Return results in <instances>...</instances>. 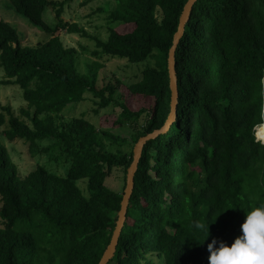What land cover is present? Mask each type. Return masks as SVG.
I'll return each mask as SVG.
<instances>
[{"label": "trees", "instance_id": "trees-1", "mask_svg": "<svg viewBox=\"0 0 264 264\" xmlns=\"http://www.w3.org/2000/svg\"><path fill=\"white\" fill-rule=\"evenodd\" d=\"M7 1L50 38L24 45L17 29L0 20V84H17L26 101L19 114L10 105L0 108V128L7 123L0 131V264H98L116 226L133 148L170 113L168 54L187 0H114L108 37L95 38L89 54L96 59L85 70L78 50L56 35H87L62 18L74 0ZM49 7L54 25L43 18ZM104 56L154 59L126 87L141 107L126 101L120 80L99 86ZM175 58L176 119L143 147L108 264H209L208 244L230 245L246 213L264 205V143L255 135L264 120V0H197ZM87 93L95 114L120 109L110 124L60 118ZM125 127L129 138L114 132ZM2 137L24 140L33 156L69 163L66 174L38 165L21 176ZM116 167L124 171L122 191L106 184ZM81 179L88 195L77 184ZM198 223L209 225V235Z\"/></svg>", "mask_w": 264, "mask_h": 264}, {"label": "rangeland", "instance_id": "rangeland-1", "mask_svg": "<svg viewBox=\"0 0 264 264\" xmlns=\"http://www.w3.org/2000/svg\"><path fill=\"white\" fill-rule=\"evenodd\" d=\"M83 1L84 0H74L66 5L62 18L69 23H76L78 27H82L87 35H83L80 32L68 33L66 30H59L56 35H59L66 47H74L78 50L79 64L83 70H85L88 60L96 59L89 54V51H92L96 47L95 38L104 40L108 37V27L112 24L109 23L107 19V10L114 6V0H91L88 4L82 5ZM43 18L48 24H55L56 20L54 13L50 7L45 9ZM0 20L10 22L17 29L22 44L24 45L34 46L50 38L45 32L33 26L25 18L11 10L7 0H0ZM100 62L103 64V67L99 71V86L109 81L115 82L120 80L123 83V86L120 87V93L126 101H131L134 109L141 107L142 103L131 100V95L126 87L128 84L140 79L142 70L146 66H154V59L149 58L144 62L131 63L124 58L104 56L100 59ZM3 78L4 71L0 67V80ZM93 100L92 94L87 93L83 101L71 103L64 109L60 114V118L67 121L75 117L83 116L91 120L97 126H100L99 118H101L102 122L107 120L108 124H110V122L116 118L120 109L118 107H109L99 109L98 114H95L93 111L95 108ZM2 105H10L15 114H19V109L21 107H26L23 91L17 84H0V108ZM23 119L27 120L25 117H23ZM6 126L7 123L0 128V131ZM114 132L129 138L132 130L129 127L122 129L114 128ZM2 140L7 146L11 157L18 165L21 176H25L38 165H43L48 170L59 175H65L68 170L69 163L49 160L48 154L39 153L33 156L29 151L28 143L22 139L9 141L2 137ZM48 141L49 140L43 141L41 143L42 146H45ZM77 184L83 190V193L88 195L87 180L81 179L77 181ZM106 184L113 190L122 191L124 185L123 169L119 167L114 168L109 174ZM155 260L154 264H164L160 259L158 261Z\"/></svg>", "mask_w": 264, "mask_h": 264}, {"label": "water", "instance_id": "water-1", "mask_svg": "<svg viewBox=\"0 0 264 264\" xmlns=\"http://www.w3.org/2000/svg\"><path fill=\"white\" fill-rule=\"evenodd\" d=\"M196 2L197 0L186 1L181 16L179 18L177 31L175 32L173 37L172 46L168 54V73H169L170 89H171L170 113L168 115L166 122L162 127L155 129L151 133H148L140 137L133 148V160L130 166L127 168L126 185L121 200V207L118 212V218L116 220V226L112 233L111 240L107 248L105 249L98 264H108V262L113 258L115 254L119 242V237L126 221L127 208L134 188V176L138 168V164L142 155L144 145L146 144L147 141L156 138L158 135L162 133L167 132L170 126L172 125V123L176 119L179 90H178V77H177V69H176L175 52L181 38L184 35L186 24L190 20L193 6ZM263 112H264V104H263ZM257 140L259 139L257 138ZM261 141L264 143L263 140Z\"/></svg>", "mask_w": 264, "mask_h": 264}, {"label": "clouds", "instance_id": "clouds-1", "mask_svg": "<svg viewBox=\"0 0 264 264\" xmlns=\"http://www.w3.org/2000/svg\"><path fill=\"white\" fill-rule=\"evenodd\" d=\"M208 226L196 225L209 235ZM240 229L241 234L230 245L216 239L208 244L209 264H264V205L248 211Z\"/></svg>", "mask_w": 264, "mask_h": 264}, {"label": "bare ground", "instance_id": "bare-ground-1", "mask_svg": "<svg viewBox=\"0 0 264 264\" xmlns=\"http://www.w3.org/2000/svg\"><path fill=\"white\" fill-rule=\"evenodd\" d=\"M263 116H264V112H263ZM256 132H257L256 133L257 138L264 141V120L262 124L257 127Z\"/></svg>", "mask_w": 264, "mask_h": 264}]
</instances>
